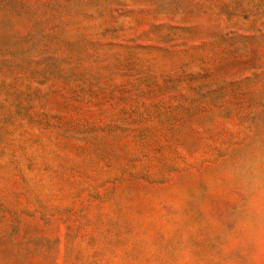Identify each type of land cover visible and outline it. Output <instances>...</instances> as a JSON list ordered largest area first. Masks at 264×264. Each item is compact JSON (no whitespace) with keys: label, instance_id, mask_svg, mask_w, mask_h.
I'll use <instances>...</instances> for the list:
<instances>
[{"label":"rangeland","instance_id":"rangeland-1","mask_svg":"<svg viewBox=\"0 0 264 264\" xmlns=\"http://www.w3.org/2000/svg\"><path fill=\"white\" fill-rule=\"evenodd\" d=\"M0 264H264V0H0Z\"/></svg>","mask_w":264,"mask_h":264}]
</instances>
